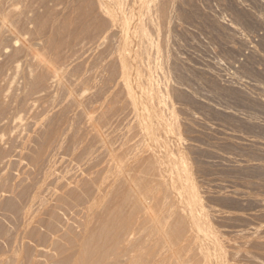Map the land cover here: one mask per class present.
<instances>
[{
	"label": "rangeland",
	"instance_id": "rangeland-1",
	"mask_svg": "<svg viewBox=\"0 0 264 264\" xmlns=\"http://www.w3.org/2000/svg\"><path fill=\"white\" fill-rule=\"evenodd\" d=\"M0 264H264V0H0Z\"/></svg>",
	"mask_w": 264,
	"mask_h": 264
},
{
	"label": "bare ground",
	"instance_id": "bare-ground-1",
	"mask_svg": "<svg viewBox=\"0 0 264 264\" xmlns=\"http://www.w3.org/2000/svg\"><path fill=\"white\" fill-rule=\"evenodd\" d=\"M11 39H12V38H11ZM10 207H11V206H10ZM14 212H15V211H14ZM3 229H4V228H3ZM9 231H10V230H9ZM7 233H8V232H7ZM8 238H9V237H8ZM18 248H19V247H18ZM6 249H7V248H6ZM6 249H5V250H6ZM2 250H3V249H2ZM15 252H16V251H15Z\"/></svg>",
	"mask_w": 264,
	"mask_h": 264
}]
</instances>
